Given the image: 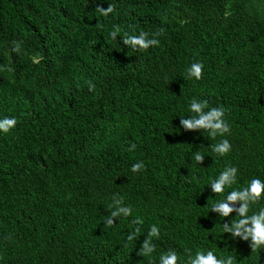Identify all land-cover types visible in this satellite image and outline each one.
<instances>
[{
    "label": "trees",
    "instance_id": "16d2710c",
    "mask_svg": "<svg viewBox=\"0 0 264 264\" xmlns=\"http://www.w3.org/2000/svg\"><path fill=\"white\" fill-rule=\"evenodd\" d=\"M114 28L159 44L133 51ZM192 98L222 107L230 132L184 130ZM5 116L17 123L0 134V264H157L172 249L178 264L201 250L264 264V249L223 233L236 213L210 210L264 179V0H0ZM222 138L232 150L220 157ZM230 166L237 184L215 195L207 184ZM113 195L132 215L104 227Z\"/></svg>",
    "mask_w": 264,
    "mask_h": 264
},
{
    "label": "clouds",
    "instance_id": "9594fccd",
    "mask_svg": "<svg viewBox=\"0 0 264 264\" xmlns=\"http://www.w3.org/2000/svg\"><path fill=\"white\" fill-rule=\"evenodd\" d=\"M102 16H107L113 12V6L109 4L106 9L99 6L96 10ZM112 40H116L117 36L121 38V43L125 47H130L133 51L147 50L151 46L159 44V40L155 38H147L148 33L140 32L138 35H121L119 28H114L108 33ZM155 35V34H154ZM18 47V46H17ZM204 65L200 62H194L187 69V77L200 80ZM207 109V110H205ZM187 111L191 115L180 117V125L184 130L197 131L203 130L208 132L212 138L217 136L224 137L230 132L229 123L225 120V111L222 107H209L207 101L192 98L188 103ZM17 120L15 117L5 116L0 118V134H7L16 126ZM212 151L218 156L223 157L230 153L232 145L228 139L222 138L218 143L212 145ZM136 148V144L129 145V151ZM197 164L204 160V156L199 153L194 156ZM144 162L140 161L131 165V171L136 173L142 171ZM238 168L235 166L226 167L219 173L218 177L213 179L207 185H210L212 193L223 194L226 188H232L237 184ZM264 179L254 177L246 182V185H241L238 188L228 191L226 195L218 202L211 205L210 210L217 214L220 221L230 217V214L236 213L230 223H223V233H230L234 239L239 237L241 240L249 241L253 251L264 249ZM237 203L239 206L237 207ZM111 209L108 215L104 216L102 223L104 227H111L114 221H118V217H130L132 209L126 206L123 198L118 195H113L112 202L109 205ZM236 218V219H234ZM132 224H141L142 221L137 217L131 221ZM160 230L156 225H152L147 232L146 239L140 245L139 253L143 257L150 256L155 245L152 238H159ZM133 237H128L131 240ZM177 251L172 249L159 255L157 264H178ZM183 264H232V258L218 257L213 250L196 251L195 255L188 254L187 260Z\"/></svg>",
    "mask_w": 264,
    "mask_h": 264
}]
</instances>
